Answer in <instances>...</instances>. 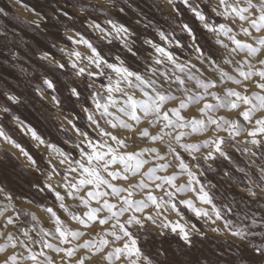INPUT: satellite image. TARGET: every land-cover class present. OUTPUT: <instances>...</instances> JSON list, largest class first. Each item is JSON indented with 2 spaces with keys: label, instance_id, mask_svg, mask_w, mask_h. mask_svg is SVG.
I'll list each match as a JSON object with an SVG mask.
<instances>
[{
  "label": "snow or ice",
  "instance_id": "snow-or-ice-1",
  "mask_svg": "<svg viewBox=\"0 0 264 264\" xmlns=\"http://www.w3.org/2000/svg\"><path fill=\"white\" fill-rule=\"evenodd\" d=\"M0 264H264V0H0Z\"/></svg>",
  "mask_w": 264,
  "mask_h": 264
},
{
  "label": "rangeland",
  "instance_id": "rangeland-1",
  "mask_svg": "<svg viewBox=\"0 0 264 264\" xmlns=\"http://www.w3.org/2000/svg\"><path fill=\"white\" fill-rule=\"evenodd\" d=\"M10 11H12V12L15 13V14L22 15V14H20V13L17 11L16 8H15V9H10Z\"/></svg>",
  "mask_w": 264,
  "mask_h": 264
},
{
  "label": "bare ground",
  "instance_id": "bare-ground-1",
  "mask_svg": "<svg viewBox=\"0 0 264 264\" xmlns=\"http://www.w3.org/2000/svg\"><path fill=\"white\" fill-rule=\"evenodd\" d=\"M17 9V11L20 13V14H22V15H26L25 13H23L19 8H16Z\"/></svg>",
  "mask_w": 264,
  "mask_h": 264
}]
</instances>
